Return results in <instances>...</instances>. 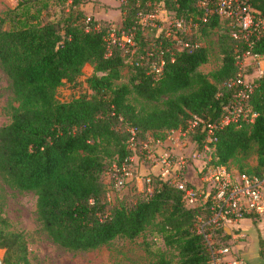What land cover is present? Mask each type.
<instances>
[{
	"label": "trees",
	"instance_id": "1",
	"mask_svg": "<svg viewBox=\"0 0 264 264\" xmlns=\"http://www.w3.org/2000/svg\"><path fill=\"white\" fill-rule=\"evenodd\" d=\"M156 1L118 3L119 26L113 27L133 33V52L109 44L111 27L85 15L81 0H18L6 12L8 27L0 28V70L11 102L5 105L8 122L0 126V181L34 193L36 219L61 248L84 251L115 237L133 239L158 217L163 244L176 250L177 259L156 250L149 264H203L205 245L193 230L201 213L186 204L181 191L153 174L147 193L109 202L102 178L111 166L129 165L135 149L144 153L141 145L149 139L163 140L170 130L184 129L192 116L217 121L231 99L232 88L225 83L239 71L235 50L241 46L230 37L226 22L212 12V1L199 7L198 0H163L167 10L190 24L189 33L179 35L189 44L182 49L153 32L144 34L136 23V12ZM49 2L65 5L66 14L50 19ZM251 5L264 13V0ZM213 28L220 32V63L203 73L200 67L208 54L199 41ZM253 51L264 56V42ZM158 58L163 65L155 75L151 66ZM128 59L127 81L117 84ZM84 64L92 67L83 80L87 92L58 100L57 88L75 83ZM253 82L248 105L256 117L252 123L216 131L207 165L231 166L237 154L252 150L255 164L234 168L255 173L264 169V76ZM187 135L201 147L200 125ZM0 250V264H30L21 232L0 229Z\"/></svg>",
	"mask_w": 264,
	"mask_h": 264
},
{
	"label": "built area",
	"instance_id": "2",
	"mask_svg": "<svg viewBox=\"0 0 264 264\" xmlns=\"http://www.w3.org/2000/svg\"><path fill=\"white\" fill-rule=\"evenodd\" d=\"M211 1L212 12L226 22L230 37L241 46V50H235L239 71L225 83L226 87L232 88L231 99L222 106L217 121L203 122L201 118L192 116L184 129L170 130L165 137L171 143L169 149L154 155L148 141L141 145V149L151 158L154 176L181 191L189 207L199 209L201 215L195 218L193 230L205 245L207 259L203 264H245L237 254L238 243L244 236L236 224L243 218L254 221L264 218V169L258 173L245 172L229 165L210 166L206 161L191 174L200 183L195 187L184 179L183 172L188 159L195 158L197 152L187 155L178 152L182 146H186L187 134L198 125L204 132L201 148L210 152L216 131L227 125L252 123L256 117V112L248 105V99L255 86L253 81L264 76V56L253 51L255 45L264 42V13L252 7L253 0ZM197 5L203 7L205 0H198ZM145 6L146 10L137 11L135 16L141 32L153 29L154 35L167 38L177 49L189 47L186 41L179 38V35L189 33V23L167 10L163 0L146 2ZM87 21L88 17L85 19ZM116 30L114 27L108 30L107 42L133 52V33ZM245 61L255 73L251 79L242 72ZM162 65L163 59L158 58L151 66L152 72L158 75ZM132 145L131 142L129 146ZM127 166L117 168L122 173L116 177L115 187H122L124 176H130ZM1 254L0 250V261Z\"/></svg>",
	"mask_w": 264,
	"mask_h": 264
},
{
	"label": "rangeland",
	"instance_id": "3",
	"mask_svg": "<svg viewBox=\"0 0 264 264\" xmlns=\"http://www.w3.org/2000/svg\"><path fill=\"white\" fill-rule=\"evenodd\" d=\"M18 0H0V28L6 29L7 23L4 22L5 14L11 10ZM47 14L50 19L57 20L60 16L66 14L65 5L49 2ZM119 0H81L79 8L81 11L94 19L103 18L110 27L119 26L121 13L118 8ZM155 33V30L144 29L143 33ZM219 30L216 28L207 30L199 43L207 50V62L200 67L203 73L214 70L220 63V55L217 47V37ZM121 72V78L116 82L125 83L129 71V59ZM246 62V61H245ZM243 67L242 72L248 73L250 66L248 62ZM92 67L84 64L81 68V74L77 77L75 83H64L56 90V97L60 101L69 100L78 94L87 92L83 83L85 77L90 75ZM11 102V94L8 89V81L4 73L0 70V126L8 122V116L5 111V105ZM12 104H14L12 102ZM160 145L157 147L151 145V151L154 155L169 149L167 143L159 140ZM160 149V150H159ZM197 152L195 158L188 159L184 167L183 176L193 186H199V181L192 177L196 170L209 159V152L197 148L187 139L186 146L178 151L181 155ZM255 156L252 150L246 153L237 154L229 161L233 167L248 165L253 163ZM130 172V176H124L125 182L122 187L117 188L114 185L116 177L121 173L117 168L111 166L108 171L103 173L102 178L108 186L106 197L109 202H113L116 198L123 195L133 193H147V183L153 177L151 169V158L138 148L134 150L129 165L126 167ZM148 179V181L146 180ZM0 202L1 217L5 221V225L0 229L7 231L21 232L27 249V257L30 264H149L152 262L154 252L159 250L164 256L175 261L177 259L176 250L163 244L161 235L158 231V223L160 219L157 217L152 224L148 225L144 231L133 239L124 237H115L108 243L97 248L84 251H71L61 248L52 243L44 231L40 223L36 219L35 214V195L32 191L19 190L11 188L0 181ZM246 254V263L264 264V245H258L257 236H248ZM259 249V250H258ZM260 251V253H258Z\"/></svg>",
	"mask_w": 264,
	"mask_h": 264
},
{
	"label": "crops",
	"instance_id": "4",
	"mask_svg": "<svg viewBox=\"0 0 264 264\" xmlns=\"http://www.w3.org/2000/svg\"><path fill=\"white\" fill-rule=\"evenodd\" d=\"M97 19L101 20L103 18H97ZM245 76L249 79L255 76V73L251 67H250V71L246 73ZM163 141L167 143V147L170 146L171 143L169 140L164 138ZM148 142H151V145L153 144V146L157 147V149L158 146L160 145L159 140L149 139ZM254 164H255V160L253 161V163H249L250 166H253ZM236 226L239 232H241L244 236L243 239H241L238 243L237 254L240 258H242L245 264H249L246 263L245 260H247V258H246V254H244L247 248L246 239L248 236L253 237L256 235L258 238V245H264V218L256 221L251 220L249 218H243L237 222ZM258 253H260V251Z\"/></svg>",
	"mask_w": 264,
	"mask_h": 264
}]
</instances>
